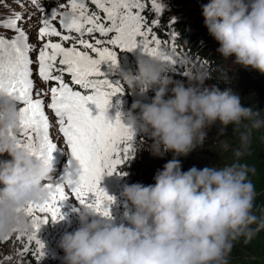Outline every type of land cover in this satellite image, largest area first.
Segmentation results:
<instances>
[{
  "label": "clouds",
  "instance_id": "clouds-1",
  "mask_svg": "<svg viewBox=\"0 0 264 264\" xmlns=\"http://www.w3.org/2000/svg\"><path fill=\"white\" fill-rule=\"evenodd\" d=\"M201 12L223 60L264 74V0H208ZM72 18L65 12L64 25ZM188 65L182 74L186 82L169 74L160 53L139 57L135 74L121 71L128 92H154L150 103H132L125 124L151 140L142 138L140 147L153 157L172 153L173 158L155 172L154 184L122 185L120 196L131 206L122 222L87 205L73 208L79 227L59 240L63 264H228L235 241L264 229V217L254 213L251 168L234 162L182 171L176 159L203 147L208 130L217 125L232 126L238 134L239 158L249 149L253 130L264 128V111L242 106L231 87L206 85L209 71ZM19 109L13 97L0 92V156L10 157L0 160V239L31 229L24 209L47 201L53 179L52 161L18 144ZM64 170L75 180L79 164L69 155Z\"/></svg>",
  "mask_w": 264,
  "mask_h": 264
},
{
  "label": "snow or ice",
  "instance_id": "snow-or-ice-1",
  "mask_svg": "<svg viewBox=\"0 0 264 264\" xmlns=\"http://www.w3.org/2000/svg\"><path fill=\"white\" fill-rule=\"evenodd\" d=\"M29 3L44 14L38 39L60 37L62 42L75 39L76 44L90 49L98 57L93 58L88 51L77 48L75 44L65 47L62 42L47 40L40 48L35 63L38 64L39 77L45 82L55 81L57 86L50 88V102L45 103L42 98H34L33 95L31 77L34 73L31 65L34 61L30 58V52L34 46L28 43L27 33L20 26L24 21L23 14L15 13L8 20L0 19V28L11 29L15 33L12 38L0 35V92L22 105L19 109V129L23 139H18V144L33 151L36 156L52 160V153L58 146L49 135V117L45 114V108L50 109L57 118L55 124L69 154L78 162L80 169L75 180L64 170L56 183L49 185L51 192L47 201L24 209L25 214L32 217L33 231L27 234L28 241L38 245L39 256L43 257L45 246L37 238V232L49 218L52 222L64 219L60 202L70 198L66 187L70 188L71 197L79 204L92 207L102 215H110V208L105 204L113 201L114 197L108 195L99 182L103 174L120 175L117 166L129 158L128 154L133 148L135 132L121 122L119 113L112 120L106 115L112 97L123 93L122 87L118 81L113 83L107 79H94L104 75L100 71L102 63L113 69L117 67V55L107 46H98L112 45L128 52L139 49L146 55L160 53L173 66V70L178 61L174 55L160 50L161 41L141 14L144 9L142 0H91L103 11L107 24L101 21L99 15L89 14L81 0H68L73 18L67 26L63 23V13L58 9H44L39 5V0H29ZM151 5L156 11L162 7L157 0H151ZM57 16L61 17V27L68 33L79 34L78 37L58 31L52 24ZM92 33H99L100 37H109L110 33L114 35L107 39L93 38L94 43L83 38L85 34ZM65 73L70 75L74 85L80 86L87 94L70 87L64 81ZM35 95L39 97L40 94L36 92ZM90 104L95 106L96 115H92L88 107ZM18 239L24 243L23 235Z\"/></svg>",
  "mask_w": 264,
  "mask_h": 264
},
{
  "label": "rangeland",
  "instance_id": "rangeland-1",
  "mask_svg": "<svg viewBox=\"0 0 264 264\" xmlns=\"http://www.w3.org/2000/svg\"><path fill=\"white\" fill-rule=\"evenodd\" d=\"M183 4L180 0V4L176 0H157L158 4H162L160 11H156L154 7L151 5V0H142L144 4V11H142V15L145 18L146 24L148 27L153 29V25L157 22L153 20L154 18H158L164 11L168 13L171 10L170 20L172 19H182L190 26V29H194L198 31L202 41L212 47H219L218 43L208 35L207 29L203 26V17L201 8L202 5L207 3L208 0H183ZM88 9V13H95L101 17V21L104 23H108L104 21V13L101 9H98L94 4L91 3V0H81ZM22 5V6H21ZM39 5L44 9L51 11L52 9H58L59 12H71L70 5L68 0H39ZM63 5V7H61ZM148 9V12H146ZM15 13H22L24 16V21L21 22L20 26L25 30L28 36V43L33 45V50L30 52V58L34 61L31 65L33 70V76L31 77L33 82L34 89V98H42L45 103L50 102V88L53 86H57V82L55 81H43L38 75V64L35 63L37 59L38 52L43 44L47 40H51L53 42H62L60 37H46L43 39H38V30L42 26L41 21L43 19L44 14L29 3V0H0V19L8 20ZM29 14H31V18H29ZM154 17V18H153ZM60 16H57L56 19L52 21L54 27L57 28L58 31H61L64 35H71L73 37H78L77 33H68L66 29L61 27L60 24ZM155 21V23H153ZM14 31L7 28H0V35H3L7 38H12L14 36ZM113 33L109 34V37H100L99 33H92L91 35L85 34L84 39L89 40L94 43L93 38L99 39H107L110 38ZM157 39L161 41L160 50L167 51L169 54L174 55V58L178 61L177 65L173 66L166 62L170 67V75L173 76L174 79H178V77H183L182 73L186 71V63L184 59L175 51L167 42L163 40V36H158L154 34ZM167 35V33L163 34ZM65 47L75 46L81 50L88 51L89 55L93 56V58H98L96 53H92L90 49H83L81 45L76 44L75 39L69 41L62 42ZM109 47L113 52L117 55V67L114 68L116 72L114 76L110 75L111 82H119L120 87L123 89L122 94H117L111 99V106L109 110L106 112H110L113 114V118L115 119L117 113L120 114V119L122 123H126V115L131 108V105L134 101H140L142 103H150V93H154L153 90H148L145 94H140L138 91L128 92V86L125 82L120 79L121 71H131L133 74L136 72V64L137 59L145 54H143L139 49H136L132 52L121 51L115 46L112 45H100L98 47ZM155 46V45H153ZM230 58L229 60H224V65L230 68H235L236 65L232 64ZM59 67V65H57ZM101 66H110L108 64H101ZM238 67V66H237ZM254 71V70H253ZM56 74V73H54ZM67 74V73H65ZM68 75V74H67ZM69 76V80L71 81V77ZM255 79L259 81V84L262 88L261 91H258V95L260 96V100L264 99V74H255ZM76 85H74L71 81V86L73 89ZM39 92V97H36L35 93ZM85 94H87L84 90ZM262 106H259L257 110L262 111L264 109V100L261 102ZM127 104H129L130 108H128ZM18 106L22 105L18 103ZM89 106V105H88ZM94 106V105H93ZM89 107L92 115H96L97 111L94 107ZM262 107V108H261ZM139 109L134 110V112H138ZM50 113L53 115L52 110L45 108V114ZM48 116V115H47ZM52 118V116H51ZM50 121V118H49ZM55 119L49 122V135L54 143L57 144L58 148L52 154V164L54 171L52 173L53 179L51 180L52 184L56 183L57 178H59L65 169L67 158L69 155V150L66 151V147L64 145V138L61 133H59L58 125L55 124ZM213 128H210L207 132V136L203 142V147L194 150L189 153L187 156H182L181 158V169L182 171H187V163L194 164V167L197 169H202L204 167L217 166L223 167L226 164H232L237 159L241 164L247 165L253 171L252 184L255 187V193L257 196L264 198V128L259 130H253L252 132V140L249 149L247 152L237 158L235 156V152L239 149V140L237 138L230 137V135H214ZM18 139H23L22 134L20 133V129L17 133ZM142 138L150 143V139L139 131L135 132L134 140L132 141V145L134 142L141 141ZM209 139L213 143H215V147H218V151L213 154H210V148L207 144H204L205 141ZM142 141L139 145H141ZM133 149V148H132ZM140 151L139 158H143L144 161L139 162L135 166V170L133 173V178L128 179L125 176L117 175L113 173L112 175L103 174L101 180L99 182V186L104 189V191L114 197L115 202L110 207L111 215L114 217L115 222L120 223L123 221V213L126 209H130V205H127L123 198L120 196V192L122 190V185L128 183H141L143 185H147L148 180H153V176L158 169H162L163 165L168 161L167 154L164 155L163 158L153 157L149 151L144 149L142 146L138 149ZM132 151V150H131ZM61 156V157H60ZM59 157V158H57ZM10 157L5 153L3 156H0V160H8ZM127 164L126 161L121 165L117 166V171L122 174L124 173L123 167ZM154 181V180H153ZM66 192L69 193L70 198L60 202L61 213L64 215L63 220H59L57 222H52L49 218L48 222L41 225L39 231L37 232V238L44 244V256H39V248L38 245H35L34 241H28V235L33 230L32 228L26 232H14L10 236H7L3 239H0V264H28V259L30 257H34L35 259H43L46 261H52V263L63 264V250L58 247L59 240L61 236L65 232L74 231L79 227L78 219L76 214L72 211L73 208L79 207V203L71 197L70 189L66 187ZM107 203V202H106ZM106 205V204H105ZM29 216V215H28ZM31 219L32 217L29 216ZM258 217H264V213L258 215ZM262 232V229L260 230ZM264 234V232H262ZM21 235L24 236V243H21L18 237ZM25 248L27 251H25ZM23 253V254H22ZM10 257V259H9ZM41 262V261H40Z\"/></svg>",
  "mask_w": 264,
  "mask_h": 264
},
{
  "label": "trees",
  "instance_id": "trees-1",
  "mask_svg": "<svg viewBox=\"0 0 264 264\" xmlns=\"http://www.w3.org/2000/svg\"><path fill=\"white\" fill-rule=\"evenodd\" d=\"M180 4V0H176ZM183 4V0H181ZM144 11V10H143ZM148 12V9H146ZM170 11L163 12L158 18H154L157 23L153 25V33L158 36L168 37L174 50H176L186 62V71L189 67L188 61L195 63L205 69H207L211 75V79L206 81L205 84H217L221 89L225 87H231L241 98V105L244 107L256 106V109L261 105L260 96L258 91L262 88L254 77L255 74L260 72L253 69H245L241 67L230 68L224 65V60L217 53V47H212L202 41L198 31L190 29V26L185 23L184 20L172 19L170 20ZM167 33V35H163ZM261 74V73H260ZM263 75V74H262ZM226 77V79L222 78ZM178 80H184L185 77H178ZM154 93H150L149 99ZM262 108V107H261ZM264 111V109L262 110ZM212 131L214 135H230V137L237 138L238 134L233 131L232 126H228L225 129H221L219 125L213 126ZM133 143V149L129 152V158L126 160L127 164L123 167V172H127L128 175L125 178L132 179L136 164L144 161L143 158H139L140 142ZM151 143V140H150ZM204 144L209 146L210 154L218 151V147H215V143L207 139ZM167 159L171 160L173 158L172 153H166ZM182 156L176 157L181 163ZM238 162V159L235 161ZM182 165V163H181ZM194 164L187 163V168L193 167ZM249 180L253 181L252 173H249ZM132 184V183H128ZM154 184L153 180H148L147 185ZM254 213L258 216L264 213V198L256 195L254 202ZM264 232V229H262ZM260 230L257 231L251 239L245 240L241 237L239 240L235 241L233 248L228 257V264H264V234ZM35 257V256H34ZM30 257L28 259V264H50L52 261H46L43 259H35ZM41 261V262H40ZM57 264V263H52Z\"/></svg>",
  "mask_w": 264,
  "mask_h": 264
},
{
  "label": "bare ground",
  "instance_id": "bare-ground-1",
  "mask_svg": "<svg viewBox=\"0 0 264 264\" xmlns=\"http://www.w3.org/2000/svg\"><path fill=\"white\" fill-rule=\"evenodd\" d=\"M93 115H94V114H93ZM64 145H65V147H66V151H68V149H67V146H66L65 142H64ZM69 155H70V154H69ZM69 155H68V156H69ZM52 156H53V154H52ZM69 189H70V188H69Z\"/></svg>",
  "mask_w": 264,
  "mask_h": 264
},
{
  "label": "water",
  "instance_id": "water-1",
  "mask_svg": "<svg viewBox=\"0 0 264 264\" xmlns=\"http://www.w3.org/2000/svg\"><path fill=\"white\" fill-rule=\"evenodd\" d=\"M102 69H105L104 67Z\"/></svg>",
  "mask_w": 264,
  "mask_h": 264
}]
</instances>
